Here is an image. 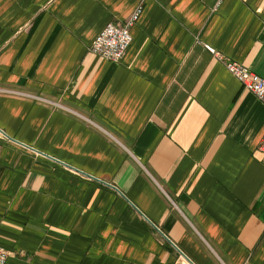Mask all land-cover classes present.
I'll use <instances>...</instances> for the list:
<instances>
[{"label":"crops","instance_id":"0c3cea01","mask_svg":"<svg viewBox=\"0 0 264 264\" xmlns=\"http://www.w3.org/2000/svg\"><path fill=\"white\" fill-rule=\"evenodd\" d=\"M206 46L264 78V0H0L6 264H264V103Z\"/></svg>","mask_w":264,"mask_h":264},{"label":"built area","instance_id":"2783aa9c","mask_svg":"<svg viewBox=\"0 0 264 264\" xmlns=\"http://www.w3.org/2000/svg\"><path fill=\"white\" fill-rule=\"evenodd\" d=\"M142 11V5H138L123 23L109 22L106 24L92 42L90 52L111 62L120 61L131 44V28L140 18ZM206 47L224 64L225 68L240 82L245 90L252 92L264 103V78L243 64L225 59L210 46ZM259 150L264 154V134L259 143ZM7 258L8 252L0 247V264H6Z\"/></svg>","mask_w":264,"mask_h":264}]
</instances>
